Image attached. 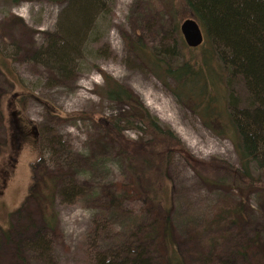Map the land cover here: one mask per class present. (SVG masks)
Listing matches in <instances>:
<instances>
[{
    "label": "rangeland",
    "instance_id": "1",
    "mask_svg": "<svg viewBox=\"0 0 264 264\" xmlns=\"http://www.w3.org/2000/svg\"><path fill=\"white\" fill-rule=\"evenodd\" d=\"M67 6L61 0H0V264H96V257L113 251L117 233L124 231L127 214L114 194L125 190L120 184L126 187L124 183L133 179L123 153L125 149L135 153L136 148L116 141L106 124L122 130L141 151L151 138L135 128L137 113L127 104L101 95L105 83L101 72L132 90L177 137L165 168L153 178L162 205L173 204L174 238L183 260L202 264L198 255L208 247L203 236L208 240L216 231L208 229L210 221L227 205L239 203L241 191L208 184L201 175L219 176L225 168L239 167V157L226 135L231 130L224 112L221 122L209 127L192 109L193 102L174 92V78L166 79L163 73L167 64L195 61L200 68H210L211 82L218 81L214 91L222 98L218 106L228 103L224 66L206 28L200 27L201 46L190 47L181 32L191 17L185 0H108L80 41L74 69L63 76L36 61L34 54L45 50L57 34L62 36ZM152 56L162 69L150 61ZM230 86L245 105L243 80L235 78ZM21 130L29 132L27 138L17 139ZM60 137L65 147L53 148L52 142ZM42 172L61 176L47 212L55 215L53 228H45L42 203L28 197L34 178ZM260 179L264 183V170ZM74 186L79 197L65 201L61 191ZM242 202L244 212L256 215L247 228L264 234V189L253 187ZM126 204L135 208L134 202ZM38 233L49 242L43 254L34 246ZM263 260L257 263L264 264Z\"/></svg>",
    "mask_w": 264,
    "mask_h": 264
},
{
    "label": "trees",
    "instance_id": "2",
    "mask_svg": "<svg viewBox=\"0 0 264 264\" xmlns=\"http://www.w3.org/2000/svg\"><path fill=\"white\" fill-rule=\"evenodd\" d=\"M61 1L68 5L62 20V36L58 37L57 34L56 38L50 39L45 50L41 48L35 52L34 59L49 66L55 73L66 76L74 69V57L79 51L80 41L94 26L98 13L103 12L108 0ZM185 10L191 16L189 20H195L200 27L206 28L207 36L213 42L217 59L221 61L224 66L222 70L226 73L228 103L223 108L218 106L222 99L214 93L218 81L213 79L211 82L212 78L208 77L211 75L210 68H200L195 61L185 60L176 67L167 64L163 74L166 79L174 78V92L178 97L193 102L192 109L201 114L209 127L215 128L216 123L221 122L220 117L228 119L226 126L231 133L226 135L233 141L240 162L239 167L225 168L219 176L201 175L208 184L230 186L238 192L240 190L241 201L234 206L227 205L219 214L214 215L208 229L216 231L210 232L208 240L203 236L208 247L198 257L202 264H258L264 258V247L261 246L264 245V234L258 231L253 233L256 235L253 237L247 226L249 224L251 228L250 222L256 215L244 212L246 209L242 201L253 187L264 189V183L260 179L264 170V0H185ZM141 50L144 51L143 48ZM167 52L175 54L174 50ZM160 55L168 58L166 53H158L159 57ZM150 61L157 64L159 70L162 69L163 65L159 66L154 56ZM159 61L167 63L165 60ZM101 73L105 81L101 95L111 101L125 103L132 112H136L135 118L139 126L135 128L146 133L151 140L142 145L144 150L141 151L126 140L122 130L118 132L115 126L111 128L110 123L106 124L110 136L123 146L130 144V148L135 147L136 151L133 153L124 150L133 179L128 184L124 183L126 187L120 184L125 190L117 189L114 194L119 209L124 215L127 214V225L124 226V231L117 233L119 238L116 239L113 251L99 255L95 262L186 264L174 238L175 224L171 216L173 204L167 201L162 205L155 187L157 181L153 178L157 170L161 174L165 168L169 151L177 147V137L170 128L161 124L132 90L107 72ZM235 78H241L245 83L248 93L245 105L241 104L234 88L230 86V81ZM46 107L48 108L47 105ZM225 108L227 112L224 111ZM221 134L225 133L221 131ZM64 143L60 137L51 145L53 148H61L65 147ZM36 167L39 168V164ZM60 181V175L42 172L40 178H34L29 190L28 197L35 198L45 209L42 217L45 228H53L54 225L55 215L47 212L51 206L49 203L54 202ZM67 189L68 191H61L66 197L65 201L79 197L77 187ZM47 190L49 192L44 193ZM127 196L128 199H124ZM127 201L134 202L135 208L128 207ZM42 234H37L34 246L43 254L49 250V242ZM257 242L260 244L257 245Z\"/></svg>",
    "mask_w": 264,
    "mask_h": 264
},
{
    "label": "water",
    "instance_id": "3",
    "mask_svg": "<svg viewBox=\"0 0 264 264\" xmlns=\"http://www.w3.org/2000/svg\"><path fill=\"white\" fill-rule=\"evenodd\" d=\"M181 32L184 36L185 42L190 47H198L204 41V35L199 24L195 20H186L181 25Z\"/></svg>",
    "mask_w": 264,
    "mask_h": 264
},
{
    "label": "flooded vegetation",
    "instance_id": "4",
    "mask_svg": "<svg viewBox=\"0 0 264 264\" xmlns=\"http://www.w3.org/2000/svg\"><path fill=\"white\" fill-rule=\"evenodd\" d=\"M20 133H21V136H18V135H17V139H19V138L22 139L23 137H24V138H27V136L29 135V132L26 131V130H21ZM14 135H15V134H14ZM15 136H16V135H15Z\"/></svg>",
    "mask_w": 264,
    "mask_h": 264
}]
</instances>
